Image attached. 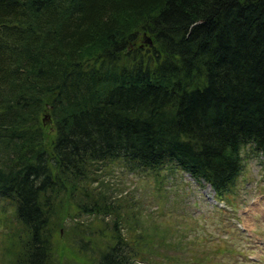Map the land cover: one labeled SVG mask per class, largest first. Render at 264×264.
Segmentation results:
<instances>
[{"label":"trees","instance_id":"1","mask_svg":"<svg viewBox=\"0 0 264 264\" xmlns=\"http://www.w3.org/2000/svg\"><path fill=\"white\" fill-rule=\"evenodd\" d=\"M247 145L264 167V0H0V205L28 237L8 263L54 264L70 203L113 212L102 187L81 205L101 168L182 171L228 201ZM119 228L96 264H149Z\"/></svg>","mask_w":264,"mask_h":264},{"label":"rangeland","instance_id":"2","mask_svg":"<svg viewBox=\"0 0 264 264\" xmlns=\"http://www.w3.org/2000/svg\"><path fill=\"white\" fill-rule=\"evenodd\" d=\"M142 44L147 45L145 39ZM47 123L48 129L52 127L49 121ZM250 147L247 145L243 150V175L235 186V195L228 201L218 199L209 184L199 183L182 171H165V181L160 186L153 177L130 173L121 164L111 169L101 168L96 172L98 179L94 174L80 183L81 190L84 189L83 196L80 193L81 205L91 203L86 192L102 187L106 202L109 203L110 198L113 201V212L90 214L82 211L76 202L66 208L71 210L70 216L62 210L57 212V216L63 217L61 224L57 223L51 230L54 264L63 253L67 264L87 259L78 251L76 238H82L81 247L90 249L95 255L93 264H96L98 248H106L119 226L118 233L125 236L133 234L138 227L141 229L137 230L140 234L137 239H141L138 244L145 246V256L155 264H264V167L262 158L250 153ZM2 206L0 264H10L6 257L17 255L28 237L23 225L16 221L14 209L6 203ZM134 212L137 217L128 218V214ZM121 214L127 216L124 218ZM118 215L120 218L115 220ZM14 234L15 239L9 240ZM87 240L90 241L88 246ZM153 240L162 242L160 248L156 247L157 251L149 250Z\"/></svg>","mask_w":264,"mask_h":264},{"label":"water","instance_id":"3","mask_svg":"<svg viewBox=\"0 0 264 264\" xmlns=\"http://www.w3.org/2000/svg\"><path fill=\"white\" fill-rule=\"evenodd\" d=\"M144 39L146 40L147 45L149 46L153 45V41L147 35H144Z\"/></svg>","mask_w":264,"mask_h":264},{"label":"bare ground","instance_id":"4","mask_svg":"<svg viewBox=\"0 0 264 264\" xmlns=\"http://www.w3.org/2000/svg\"><path fill=\"white\" fill-rule=\"evenodd\" d=\"M23 31H24V30H23ZM14 33H15V32H14ZM22 35H23V34H22ZM16 38H17V37H16ZM142 38H143V37H142ZM142 38H141V39H142ZM141 39H140V40H141ZM142 40H143V39H142ZM18 41H19V40H18ZM15 42H16V41H15ZM141 44H142V43H141ZM147 46H148V45H147ZM153 46H154V45H153ZM153 46H152V47H153ZM148 47H149V46H148ZM148 49H149V48H148ZM162 58H163V57H162ZM24 152H25V151H24ZM163 152H164V150H163ZM13 159H14V158H13ZM16 159H19V158H16ZM14 161H15V160H14ZM16 161H17V160H16ZM21 161H22V160H21Z\"/></svg>","mask_w":264,"mask_h":264}]
</instances>
